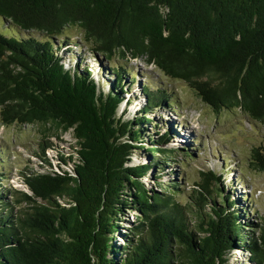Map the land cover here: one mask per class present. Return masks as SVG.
<instances>
[{
    "label": "trees",
    "instance_id": "obj_1",
    "mask_svg": "<svg viewBox=\"0 0 264 264\" xmlns=\"http://www.w3.org/2000/svg\"><path fill=\"white\" fill-rule=\"evenodd\" d=\"M119 59L183 81L215 113L264 123V0H0V121L43 127V170L20 173L26 190L3 185L0 171V264H228L235 249L264 264V223L242 220L221 175L201 172L181 201L178 180L152 172L174 162L162 146L175 132L149 116L172 96L139 83L125 98L136 77ZM47 125L76 139L54 164ZM137 150L149 161L129 164ZM250 165L264 171L263 150Z\"/></svg>",
    "mask_w": 264,
    "mask_h": 264
},
{
    "label": "rangeland",
    "instance_id": "obj_2",
    "mask_svg": "<svg viewBox=\"0 0 264 264\" xmlns=\"http://www.w3.org/2000/svg\"><path fill=\"white\" fill-rule=\"evenodd\" d=\"M71 32L76 34L75 37H80L75 30ZM95 58L90 59V65L94 72L93 77L97 78L95 71L100 61ZM116 62L124 63L129 72L134 73L136 77L132 89L125 94V98L138 95L141 83L168 88L172 96L168 108L159 107L152 110L149 116L159 125L160 132L165 128H171L175 134L177 133L174 135L175 138L162 146L173 149L171 152L174 162H167L163 173H159L155 168L152 172L155 175L159 174L163 183L178 180L181 191L176 196L179 200L185 201V194L196 188L201 172L213 171L221 175L225 191L234 193L235 197H241L239 205L247 210V215L242 220L261 226L264 223V171L253 169L250 157L254 148L264 151V123L249 119L237 109H223L215 113L183 81L165 76L143 60L119 59ZM143 101L141 95L133 99L132 103L126 106L129 113L125 118H130L132 113L141 107ZM122 107L124 102L121 103L120 109ZM47 128L51 146L45 149L44 154L54 164L57 162L56 156H67L74 151L76 139L70 130L56 131L53 125H47ZM185 131L188 133L185 134ZM42 141L43 127L40 124L7 125L0 121V158L4 160L0 163V171H5L3 185L26 190L20 173L26 167L30 171L43 170V162L37 155V152H41ZM154 156L161 155L157 153ZM150 158V154L145 150H137L129 164L146 163ZM143 181L150 191L161 190L155 185L152 177L145 176ZM234 187L235 190H232ZM121 218L123 227L126 228L122 231L129 236L130 232L127 229L132 227L135 213L126 210L121 213ZM246 255L247 253L241 250L230 251L228 264H247Z\"/></svg>",
    "mask_w": 264,
    "mask_h": 264
},
{
    "label": "bare ground",
    "instance_id": "obj_3",
    "mask_svg": "<svg viewBox=\"0 0 264 264\" xmlns=\"http://www.w3.org/2000/svg\"><path fill=\"white\" fill-rule=\"evenodd\" d=\"M187 133H188V132H187V131H185V134H187ZM176 134H177V133H176ZM176 134H175V135H176ZM182 135H183V134H182ZM174 138H175V137H174ZM178 140H179V142H180V138H179ZM183 142H185V141H183Z\"/></svg>",
    "mask_w": 264,
    "mask_h": 264
},
{
    "label": "water",
    "instance_id": "obj_4",
    "mask_svg": "<svg viewBox=\"0 0 264 264\" xmlns=\"http://www.w3.org/2000/svg\"><path fill=\"white\" fill-rule=\"evenodd\" d=\"M164 145H166V144H164ZM170 153L172 154V152L170 151Z\"/></svg>",
    "mask_w": 264,
    "mask_h": 264
}]
</instances>
